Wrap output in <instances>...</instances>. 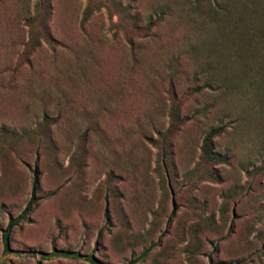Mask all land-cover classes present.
I'll return each mask as SVG.
<instances>
[{
	"label": "rangeland",
	"instance_id": "obj_1",
	"mask_svg": "<svg viewBox=\"0 0 264 264\" xmlns=\"http://www.w3.org/2000/svg\"><path fill=\"white\" fill-rule=\"evenodd\" d=\"M161 3L0 0V264H264V52Z\"/></svg>",
	"mask_w": 264,
	"mask_h": 264
},
{
	"label": "trees",
	"instance_id": "obj_2",
	"mask_svg": "<svg viewBox=\"0 0 264 264\" xmlns=\"http://www.w3.org/2000/svg\"><path fill=\"white\" fill-rule=\"evenodd\" d=\"M158 9L171 10L172 6L185 13L187 21L194 28V35L198 38L211 39V42H202L200 45L207 50H220L226 58L239 60L245 63L247 59L256 55L257 51L264 52V0H162ZM154 7V5H153ZM159 19H156V21ZM151 16L147 18L146 30L154 25ZM209 60L207 56H200ZM228 59V60H229ZM208 62V61H207ZM257 72L261 70V63H254ZM216 65V64H215ZM247 70H250L247 68ZM259 95L264 92V82L259 77L252 85ZM172 87V86H171ZM171 117L178 123L177 115L173 112ZM215 130H210L203 138L201 152L205 159L217 161L216 155L210 152L211 137ZM38 188V173L33 171L31 195L22 212L8 221L6 229L2 232L3 248L6 250L7 233L17 224L19 219L27 215L33 207L34 193ZM50 255L78 258L79 255L67 251H52ZM44 257V256H42ZM85 259L90 264H99L90 255Z\"/></svg>",
	"mask_w": 264,
	"mask_h": 264
}]
</instances>
